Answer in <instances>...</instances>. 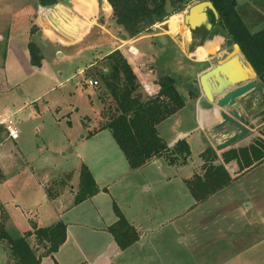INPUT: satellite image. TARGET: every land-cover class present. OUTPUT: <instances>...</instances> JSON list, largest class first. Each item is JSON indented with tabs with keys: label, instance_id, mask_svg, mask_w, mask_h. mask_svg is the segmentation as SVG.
<instances>
[{
	"label": "crops",
	"instance_id": "crops-1",
	"mask_svg": "<svg viewBox=\"0 0 264 264\" xmlns=\"http://www.w3.org/2000/svg\"><path fill=\"white\" fill-rule=\"evenodd\" d=\"M191 1L192 0H190V2ZM253 1L254 0H241L239 4L243 6L241 10L244 19L251 30L256 31L264 26V12L262 11L263 14L261 15V19L255 20L253 16L255 3ZM20 2H22V4L18 3V5L13 6V12L17 15L19 23L12 31H9L7 43L9 47L10 42L16 43L17 39H22L23 48L21 50L23 51L21 52L29 58L30 65L35 68L37 66L31 62V53L29 49V42L33 40L30 27L32 25L31 19L34 17L33 13L36 5H42L38 4L36 0H32V2L30 0H21ZM72 3V7H74L77 12L73 9L70 10L71 8L66 4L64 6L69 9L71 13L68 12L69 18L77 24L79 31L93 23H98L100 27L103 28V34L94 37H96L95 39L101 42V44H104V42L108 44L110 49L106 51L105 54L115 48H121L127 42L130 43L129 50L132 53L138 54V48L133 43L142 37L151 35V33H149L135 38H127L124 44L115 42L114 36L111 34L113 36L112 38L110 35V29L116 22L113 17V8L108 0H102V4L104 5L103 9L106 10L107 16H105L106 21L100 23L97 20L98 17L94 14L99 10L97 0H72ZM191 4L192 3H189L188 5L190 6ZM244 4L248 7H244ZM56 9L58 12L61 11L59 7ZM90 11H93V13L90 14ZM212 13L214 14L213 10ZM39 15H41V13ZM214 17V23L210 18L214 27L212 30L208 28L209 34L212 32V36L220 37V39L215 41L213 37L209 35L210 37L207 36L206 39L201 41L203 43L199 42V45L195 49L199 54L196 58L190 50L188 52V50L184 48V42L187 40L189 43H192L193 30L197 27L191 30L185 20L184 23L191 31L185 36L184 34L182 35L184 39L181 42L175 37L174 32H169V30L166 29L164 31L152 33L158 38L155 46L157 45L156 47H158L163 45L165 52L174 51L175 53H178L180 48H182L185 55L184 57L191 62L189 63V68H195L190 72H198L210 64L219 62L218 60L222 52H227L226 45L228 42H225L227 39L225 35L218 33L219 31L217 32L218 25L216 21L219 17V11L218 15L215 14ZM252 19L254 20L251 21ZM161 23H164V21ZM48 35L51 36V34ZM223 36H225V40H221ZM41 37L44 39V36ZM160 37L163 42L159 39ZM41 40L37 37L34 41L37 42L42 55H44L47 49L46 45L43 46L42 42H39ZM132 47H134L136 51L132 50ZM204 50H206L205 53ZM57 52L62 54L63 49L59 48ZM162 53L159 55V53L155 51H147L144 60L146 62L150 59L160 58ZM241 53L243 55L242 57L232 60L230 71L238 73L246 70L249 74L250 70L247 68V63L249 64L250 61L245 57L242 49ZM6 54L7 53H5V55ZM167 58L172 59V57ZM95 62L96 60H94V63ZM198 62H200V65L197 64ZM6 64V59L0 62V80L3 79L2 83L0 81V92L13 88V86L8 85V83L4 81L6 77L4 76L3 70L7 68ZM201 64L205 65L201 66ZM142 68V75L140 74L141 72H138L137 75H139L138 77L141 79L145 93L147 95H157L161 86L157 81L158 77L156 72L145 69V64ZM254 74L255 72L253 71L252 75ZM202 96L203 92L198 99H194L190 95L193 101L185 98L183 107L179 108L176 112L172 113L158 124L159 131L165 138L160 130L161 125L168 118L175 117V115L178 116L181 109L186 110L187 113H184L183 117L185 118L187 114L189 115L192 119L190 125L180 128L170 138H165L171 146L180 138H186L191 148V153L188 155L186 161H177L173 163L165 156H159L151 159L140 167L132 168L123 149L114 137L116 144L113 142V146L117 145L120 147V151L123 153L122 156H118V151L115 150L119 157H117L119 161L116 162L119 163L120 169L118 170V167L113 165L114 170L105 169V171L101 172L99 178L95 176L100 188L97 193L79 203L75 202V194L80 182V168H78L68 170L73 171L69 183L58 195L49 197L47 186L56 177L51 175L49 171V173H42L32 166V179L35 182V189L36 192H39V196L35 199L34 194H31L26 199L24 196L18 193L14 194V192L10 190L13 195H9V197L0 196V204L3 205L7 211V204L11 202V204L16 207L14 212L17 211L18 216H22L20 218L21 222L27 220L28 214L26 212L34 213L36 217L35 221L39 226L49 225L59 219L66 221L67 238L53 256L49 255L50 258H48L53 264H116L115 258L120 253L132 251V249L143 254L155 253L157 257L155 258V262H163L165 257L162 250H159L160 244L162 245L163 243L162 238L159 239L157 236V241L155 239L153 242H150V238L153 239V236H156L161 230H163L161 234H168L171 232L169 236H172L176 242L187 246L188 252L194 256L195 260H198V262L202 264H264V159H257L252 164L244 166L245 161L241 158L242 162H244L242 163L243 166H241V160L239 161L237 158H231L226 161L223 155L224 152L231 148L248 146L254 142L259 135L264 137V124L260 128H258L257 125L254 126L246 136L238 139L232 145L218 149L216 148V144L220 142L224 135H216L214 133V125L220 120V116L219 114H212L211 109L204 108L198 103L199 98ZM239 102L241 113L247 114L248 110H246L245 107V97L240 98ZM102 108L103 103L101 110ZM226 108L231 109L232 107L228 106ZM2 111H4V113L0 114V145L9 139L18 143L20 135L18 138L10 137L5 125L6 121L12 119L10 117L13 116L14 111H11L7 106L0 108V112ZM103 119L100 111V127L98 130L109 129V127H101ZM13 121L15 124L17 123L16 120ZM260 124H262V122ZM193 142L198 144L197 154L194 153ZM17 146V150L13 151L12 154L15 152L17 155L23 152L21 145ZM209 146H212L218 154V159H216L214 163H224L232 179L228 184L214 193H211L206 198L198 200L192 193L187 179L192 178L195 174L203 175L205 173L206 166L210 163V160L209 156L207 155L204 157L202 152ZM205 160L208 161L206 164ZM0 170L2 173L0 176V185L10 188L8 186L10 177H7L4 173L1 160ZM24 173L26 172L18 170L16 176L20 178ZM138 174L143 175L139 176ZM125 175H129V177H125ZM115 182L123 183L122 190H124L127 195L124 197L123 203V201L119 198L117 199L115 195L110 194L112 198L110 200L111 204L113 205L114 200L118 202L128 220L137 228L140 234L139 239L127 248H121L113 233L109 230V226L117 219V214L115 211L114 213L111 212L108 208L109 203L105 205L107 209H104L101 196H99L102 192L107 191L111 193V185ZM5 183L6 185H4ZM3 187L0 188V191ZM71 193L72 198L69 197ZM24 207H28L29 209H25ZM32 207H35L36 210L32 211ZM99 208L105 210L104 214H99ZM89 213H91L92 216L89 215ZM93 213H98V216H93ZM23 215H25V217ZM30 218L31 217H29L28 220H30ZM22 224L24 229L18 227V231L24 232L32 228L26 226V223ZM67 246H69L71 250H75L76 253L83 255V259H81V261H72V256L70 255L72 253L65 255V247ZM146 258L148 259V257ZM147 259L143 261L144 264L149 263Z\"/></svg>",
	"mask_w": 264,
	"mask_h": 264
},
{
	"label": "rangeland",
	"instance_id": "rangeland-1",
	"mask_svg": "<svg viewBox=\"0 0 264 264\" xmlns=\"http://www.w3.org/2000/svg\"><path fill=\"white\" fill-rule=\"evenodd\" d=\"M20 1L21 0H0V62L6 59L7 68L3 70L4 76L6 77L4 81L8 83V85L13 86V88L9 90L0 92V108L7 106L11 111H14L13 116L10 118L16 120L18 123L16 124L20 131L18 143L9 139L0 145L1 164L3 165L6 176L10 177L8 183L10 188L0 185V188L3 187L0 191V196H12L13 194L10 191L12 190L14 194L18 193L26 199L29 195L34 194V198L36 199L39 196V192H36L35 182L32 179V166L42 173L50 172L51 175L60 178L68 170L78 169L81 167L82 163H86L92 170L94 177L96 176L99 178L101 172L105 171V169L114 170L113 165H116L118 170L120 169L119 163L116 161H119L118 156H122L123 153L120 151V147L117 145H114L115 147L113 146V142L116 144V141L110 128L98 130L100 127V111L102 117L105 119L106 116L103 108H105V112L107 113V108H109L110 111V108L113 109L115 106L114 99L98 74L100 70L105 68V63L101 61L103 59L102 57L105 52L110 49L106 42L101 44V42L97 41L95 39L96 37H94L98 35L101 36L104 32L103 28L100 27L98 23H91L92 25H88V27L79 31L77 24L69 18L68 14L70 11H68L69 13L56 24L49 26L43 25L39 14L45 11V13L53 16V11L57 10L56 8L58 6L56 3L50 6L36 5L33 13L34 17L31 19L32 25L30 27L32 39L35 40L37 37L40 40L42 39L39 42H42L43 46L46 45L47 51L43 55L40 63L35 64L37 67L34 68L30 65L29 58L21 52L23 51L21 50L23 48L22 39H17L16 43L10 42L9 47L7 43L9 31H12L19 23L17 15L13 12V6L18 5V3L22 4ZM30 1L32 2V0ZM97 1L99 10L94 14L98 17L97 20L100 23L106 21L105 16H107V12L103 9L104 5L102 4V0ZM240 1L241 0L238 2L240 3ZM194 2H197V0H192L189 3L193 4ZM253 2L255 3L253 16L255 20H259L263 14L262 11L264 12V0H254ZM57 3H65L71 8L70 10L73 9L77 12V10L72 7L73 3L65 2V0H59ZM245 4L244 7L247 8L248 6ZM168 6L172 8L170 3ZM188 6L189 5H187V7ZM187 7L183 10L174 11L164 23L157 22L151 30L141 34L146 35L151 33V35L142 37L133 43L138 48V54L132 53L129 50L130 43H125V39L127 38H123L125 31L118 24L115 23L112 25L110 35L112 34L114 36L115 42L121 44L125 43L121 47V50L133 64L137 74L141 72L140 74L142 75V66H144V64L145 69L156 72L158 79L164 74H171L176 78V85L179 91L184 95V98L193 101V98L190 97L189 94L188 85L193 78H197L208 66L198 72H190L195 68H189V63L191 62L184 57L185 55L182 48H180L178 53L174 51L165 52L163 45L158 47H156L157 45L155 46L158 38L152 34L167 29L169 32H174L175 37L181 42L184 39L182 35L184 34L185 36L191 31L184 23V17L182 18L183 23L181 27L177 30L173 29L169 21L176 15L180 14L183 16ZM242 7L241 5V8ZM89 13L92 14L93 11ZM214 15L215 13H211L209 16L214 19ZM47 33L51 34L52 37ZM112 35L111 37L113 38ZM209 35L213 37L215 41L220 39V37L212 36V32L211 34L208 33V36ZM41 36H44V39ZM221 38V40H225V36ZM159 39H161V37ZM161 41L163 42L162 39ZM187 42V40L184 42V48L188 50V52L190 50L196 58L199 54L195 49L199 45V41L191 39L192 43ZM226 47L227 52H222L218 61H224L228 58L236 59L243 56L240 47H238L236 43L232 44L228 42ZM59 48L63 49L62 54L57 52ZM147 51H155L159 53V55L163 53L160 58L150 59L145 62L144 58ZM205 52L206 50H204V53ZM5 53L7 54L5 55ZM167 57H172V59ZM94 60H96L95 63ZM202 65L204 66L205 64H201V66ZM90 77L97 78L99 83L96 85L89 84L88 79ZM2 80H0L1 83ZM139 80L141 82L140 77ZM140 90L147 96L143 85L140 87ZM200 90L202 91L201 88ZM201 93L202 92H200L198 97L201 96ZM103 96L107 99H103ZM198 97L196 99H198ZM102 103L103 108L101 110ZM249 105L250 103L246 101L245 106L248 107V109L250 108ZM257 109L252 111L255 112ZM249 110H251V108ZM2 113H4V111L0 112V114ZM184 113H187L186 110L181 109L178 116L175 115V117L168 118L161 125L160 130L165 138H170L180 128L190 125L192 119L188 114L184 118ZM261 122L262 124H260ZM263 124L264 121L258 119L255 126L257 125V127L260 128ZM16 144L21 145L23 149L21 154L16 155L15 152L12 154V152L16 151L18 148ZM193 145L194 153L197 154L198 144L193 142ZM115 150L118 151V156ZM206 155H208V153H206ZM207 162L208 161L205 160V164ZM242 163L244 162L241 160V166H243ZM18 170L26 173L19 178L16 176ZM138 175L140 176L143 174ZM125 177H129V175H125ZM122 184V182L112 183L111 193L107 191L100 193L99 196H101L104 209H107L105 205L109 203L108 208L113 213L115 211L110 201L112 199L110 194L115 195L117 199L119 198L124 203V197H126L127 194L122 190ZM4 185H6V183ZM69 197L72 198V193ZM116 203L118 204L117 201ZM6 208L7 215L5 216V213H3L1 220L2 222L5 221L9 229L14 228L17 230L18 227L23 228L22 223H26L25 225L31 228L37 223L33 212H26L28 214L27 220L21 222L20 218L22 216H18L17 211L14 212L16 207L12 205L11 202L7 204ZM24 208L29 209L28 207ZM35 210L36 208L32 207V211ZM99 210V214H104L105 210L102 208H99ZM121 210L123 211L122 208ZM89 215L92 216L91 213H89ZM23 216L25 217V215ZM93 216L97 217L98 213H93ZM29 217H31L30 220H28ZM162 232L163 230L158 232L156 236H153V239L150 238V242H153L155 239L157 241V236L159 239L162 238L163 243L162 245L160 244L159 250H162L166 258H164L163 262H155V258H157L155 253L143 254L132 249V251L120 253L115 258L116 264H144L143 261L147 259L146 257H148V264H202L199 263L198 260H195L194 256L188 252L187 246L176 242L172 236H169L171 234L170 231H165L170 232L168 234H161ZM5 244L6 241L4 243L0 241V264H8L10 261L9 251L7 247L4 246ZM33 244L37 245L39 253L43 252V246L38 245L36 239L33 241ZM65 250V255L72 253L70 254L72 256V261H81V259H83V255L76 253L75 250H71L69 246L65 247ZM48 258H50L49 255H44L42 257V264H53Z\"/></svg>",
	"mask_w": 264,
	"mask_h": 264
},
{
	"label": "trees",
	"instance_id": "trees-1",
	"mask_svg": "<svg viewBox=\"0 0 264 264\" xmlns=\"http://www.w3.org/2000/svg\"><path fill=\"white\" fill-rule=\"evenodd\" d=\"M59 0H36L38 4L50 6ZM113 8L115 22L125 31L127 38H135L148 32L157 23L165 21L174 11L183 10L190 0H108ZM219 11L216 21L217 32L222 33L230 41L238 42L245 57L253 64L258 72L264 71V26L252 31L242 15L238 0H212ZM172 5L169 8L168 4ZM60 12L53 11V16L41 13L43 25L56 24L68 13L63 4L57 5ZM59 17V18H58ZM215 18V17H214ZM31 60L39 64L43 55L37 42H29ZM105 68L100 75L105 87L115 101L114 108H103L105 119L101 127H109L115 139L123 149L132 168L140 167L151 159L165 156L170 162H184L191 153L186 138H180L174 145H169L161 135L158 124L163 119L176 112L185 104L184 95L176 85V78L171 74L162 75L157 81L160 90L157 95L145 96L140 87L141 82L129 59L121 48L107 52L102 57ZM200 88L189 91L193 98L200 95ZM103 99H107L103 96ZM104 118V117H103ZM208 153L210 163L203 175L195 174L187 179L192 193L198 200L206 198L224 185L232 177L227 172L224 163L216 164L218 154L212 146L207 147L202 155ZM227 161L237 158L244 159L245 165L252 164L257 159H264V137L259 136L254 142L245 147L231 148L223 153ZM207 156V155H206ZM204 156V157H206ZM2 175L0 170V176ZM73 171L64 173L60 178H54L47 186L49 197H55L69 183ZM100 190L92 170L86 163L80 167V182L75 194V202L79 203ZM117 219L109 226L115 239L126 248L139 239V231L128 220L119 205L114 201ZM6 209L0 204V241L7 247L10 255L8 264H42L44 255H53L67 238V223L59 219L49 225H33L24 232L9 229L1 216ZM43 246L39 253L37 245Z\"/></svg>",
	"mask_w": 264,
	"mask_h": 264
},
{
	"label": "water",
	"instance_id": "water-1",
	"mask_svg": "<svg viewBox=\"0 0 264 264\" xmlns=\"http://www.w3.org/2000/svg\"><path fill=\"white\" fill-rule=\"evenodd\" d=\"M65 2L72 3L71 0ZM60 3H56L59 5ZM65 5V3H61ZM209 9L217 14L218 10L212 0H200L191 4L184 14V20L191 30L200 26L210 27L212 22L209 16ZM69 15V14H68ZM127 38V35H124ZM241 48L239 43H236ZM234 58H228L215 64H210L203 70L195 81H199L203 96L198 103L211 109L212 114H219L220 120L214 125L216 135H224L216 148L222 149L232 145L238 139L247 135L254 124H249V120L240 111L239 99L245 97L248 103H252L255 116L264 117V71L258 72L249 62L248 69L241 72H231L230 66ZM255 72L252 75V72ZM231 106V109L226 107ZM261 109L259 112L258 110Z\"/></svg>",
	"mask_w": 264,
	"mask_h": 264
},
{
	"label": "flooded vegetation",
	"instance_id": "flooded-vegetation-1",
	"mask_svg": "<svg viewBox=\"0 0 264 264\" xmlns=\"http://www.w3.org/2000/svg\"><path fill=\"white\" fill-rule=\"evenodd\" d=\"M211 13H212V10H209V15ZM212 20H213L212 22L214 23L215 22L214 19H212ZM213 27H214L213 25L211 27H208L205 24L197 27L196 29L193 30V39H195V41H199V42L203 41L208 36V33H209L208 28H210L212 30ZM225 42H230L232 44L238 43V42H235V41H230L228 39H226ZM197 64L200 65V62H198ZM196 87H200V83H199V81H195V78H193V80L191 81V83L188 85L189 91L192 90V89H194V88H196ZM249 107L251 108V110H249L250 108L248 109V107H246V110H248V111H247V114H245L246 115V118L249 120V124H254V126H255V123H256V121L258 119H261V121H264V117H262V116H255V114H256L257 111L256 112L252 111L253 110L252 109V107H253V104L252 103L249 105ZM261 108H264V105ZM260 110L261 109H259L258 112Z\"/></svg>",
	"mask_w": 264,
	"mask_h": 264
},
{
	"label": "built area",
	"instance_id": "built-area-1",
	"mask_svg": "<svg viewBox=\"0 0 264 264\" xmlns=\"http://www.w3.org/2000/svg\"><path fill=\"white\" fill-rule=\"evenodd\" d=\"M88 83L91 85H96L99 83V80L97 78L90 77L88 79ZM5 125H6V129H7L10 137H12V138H18L19 137V135H20L19 128L12 119H9L8 121H6Z\"/></svg>",
	"mask_w": 264,
	"mask_h": 264
},
{
	"label": "bare ground",
	"instance_id": "bare-ground-1",
	"mask_svg": "<svg viewBox=\"0 0 264 264\" xmlns=\"http://www.w3.org/2000/svg\"><path fill=\"white\" fill-rule=\"evenodd\" d=\"M182 18H183V16L179 14V15H176L173 18L170 19L169 22L172 25L174 30H177V29H179L181 27V24L183 23L182 22ZM132 50L136 51V49L134 47H132Z\"/></svg>",
	"mask_w": 264,
	"mask_h": 264
}]
</instances>
